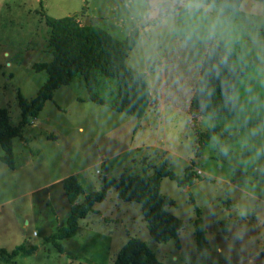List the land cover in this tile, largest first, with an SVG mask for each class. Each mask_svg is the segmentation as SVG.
I'll list each match as a JSON object with an SVG mask.
<instances>
[{"label":"rangeland","instance_id":"rangeland-1","mask_svg":"<svg viewBox=\"0 0 264 264\" xmlns=\"http://www.w3.org/2000/svg\"><path fill=\"white\" fill-rule=\"evenodd\" d=\"M168 1L181 7L147 23V0H0V108L9 110L11 124L20 120L18 95L31 100L47 78L34 68L52 59L45 15L80 12L82 23L120 40L138 28L126 64L145 74L160 102L140 117L114 110L117 81L103 75L93 91L104 103L89 98L80 74L54 90L12 139L14 169L0 160V264H112L130 237L165 264H264V1L241 0L228 20L211 5ZM213 36L235 42L253 67L234 90L237 112L218 117L220 130L198 156L184 109ZM212 124L211 116H202L195 128L203 132ZM160 163L180 177L191 165L198 175L186 187L169 178L159 183L175 203L167 210L185 223L180 245L149 237L140 204L119 199L114 188L78 220L74 236L61 240L62 252L45 241L69 213L63 179L75 176L87 194L100 191L106 176L150 175ZM197 217L207 242L201 251ZM20 244L37 249L25 256L1 254Z\"/></svg>","mask_w":264,"mask_h":264},{"label":"trees","instance_id":"trees-1","mask_svg":"<svg viewBox=\"0 0 264 264\" xmlns=\"http://www.w3.org/2000/svg\"><path fill=\"white\" fill-rule=\"evenodd\" d=\"M147 1H151L148 6L147 23H155L167 12L174 10L173 8L181 7L177 1L174 5L168 0ZM190 1L217 7L219 16L224 20L239 12L241 2V0ZM79 15L80 12L63 17L44 16L49 27L48 46L52 59L38 62L34 68L38 71L45 70L47 78L31 100L18 95L20 120L17 125L11 124L9 110L0 108V150L4 152L0 160L7 164L9 169H14L12 139L20 136L22 127L39 115L44 103L52 98L54 90L72 82L76 74L81 75L89 98L98 103L105 102L93 91L98 83V76L114 78L117 81V96L112 104L114 110L140 117L148 107L157 109L160 106V102L150 93L145 74L126 64L128 52L140 38L139 29H132L120 40L99 26L82 23ZM252 67L253 63L243 58L235 42L214 36L210 39L187 110V119L190 120L187 124L195 132L194 148L199 149L198 156L203 154L211 136L220 130L218 117L237 112L238 102L234 97V90ZM202 116H211L213 124L206 131L199 132L195 126ZM104 171L108 172L106 164ZM197 176L191 165L185 168L183 177H180L166 164L160 163L154 166L150 175L143 171L141 175L124 173L118 178L106 176L100 191L87 194H84L77 178L69 176L62 181L64 194L69 202V213L65 222L47 235L45 241L51 242L62 252L61 240L74 236L78 220L92 211L96 203L106 198L107 190L114 188L119 199L140 204L141 217L146 223L149 237L156 242L177 240L180 245L179 234L185 223L182 218L167 210V206L175 203L171 197L160 192L159 183L163 178H169L178 186L186 187ZM83 194L82 202L76 203ZM226 224V221H222L223 227ZM195 241L198 251L207 247L202 219L198 217L195 219ZM36 249V245L26 248L20 244L10 251L3 248L1 254L10 257L25 256ZM112 264L165 263L158 260L143 241L130 237L121 246Z\"/></svg>","mask_w":264,"mask_h":264},{"label":"crops","instance_id":"crops-1","mask_svg":"<svg viewBox=\"0 0 264 264\" xmlns=\"http://www.w3.org/2000/svg\"><path fill=\"white\" fill-rule=\"evenodd\" d=\"M193 93V92H192ZM192 95V94H191ZM190 102V101H189ZM163 104V103H162ZM164 104H166V103H164ZM188 106H189V104H188ZM171 107H174V108H176V106L175 105H172ZM177 109V108H176ZM187 110H188V107H186L185 109H184V111H186L187 112Z\"/></svg>","mask_w":264,"mask_h":264}]
</instances>
